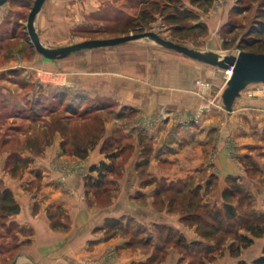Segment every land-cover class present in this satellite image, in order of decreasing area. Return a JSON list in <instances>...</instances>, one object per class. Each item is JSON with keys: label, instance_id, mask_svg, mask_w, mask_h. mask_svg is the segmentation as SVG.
Segmentation results:
<instances>
[{"label": "crops", "instance_id": "crops-1", "mask_svg": "<svg viewBox=\"0 0 264 264\" xmlns=\"http://www.w3.org/2000/svg\"><path fill=\"white\" fill-rule=\"evenodd\" d=\"M214 17H208L210 28ZM213 42L206 49L220 51L217 34ZM185 56L167 55L166 66L154 78L153 72L134 73L122 86L102 82L106 75L111 78V71L113 80L121 79L122 71L116 70L122 65L103 62L102 69L98 64L99 82L116 94L118 87L119 107L151 113L165 107L171 115L132 132L137 126L133 123L127 132L143 135L150 147L134 136L132 152L116 157L122 165L112 168L99 186L90 183L100 174L99 163L109 159L100 146L83 159L86 169L70 173L53 162L58 136L42 155H33L28 166L15 173L3 168L8 153L0 154V179L20 206L17 213L4 217L7 225H17V256L12 264H239L262 254L264 234L241 229L239 233L251 242L234 254L231 232L218 247L215 240L202 238L195 225L187 223L189 213L180 210L187 192L205 207H222L223 190L236 181L251 193L249 210L264 215V145L260 146L264 140L251 135L263 123L264 95L246 94L244 89L229 110L222 101V88V107L211 106V90L201 87L198 92L194 83L198 77L208 79L206 65L211 64ZM170 59L176 62L174 67ZM198 107L205 109L200 119H193ZM112 134L116 136V131ZM246 207L243 203L241 209ZM181 237L192 245L206 244L197 251L215 258L194 263V254L180 243Z\"/></svg>", "mask_w": 264, "mask_h": 264}, {"label": "rangeland", "instance_id": "rangeland-1", "mask_svg": "<svg viewBox=\"0 0 264 264\" xmlns=\"http://www.w3.org/2000/svg\"><path fill=\"white\" fill-rule=\"evenodd\" d=\"M144 1L45 0L36 17L35 26L40 40L47 46L67 45L87 38L113 37L145 28L153 29L165 38L200 49L214 46L213 35L217 34L222 40L220 52L235 53L240 49L238 43L241 35L253 22L257 6L262 0H213L207 12L192 5L190 0H179L181 6L196 11L198 19L206 24L210 15L215 16L211 28L207 24L206 33L175 31L174 24L165 20L158 11L154 12L153 21L142 27L136 26L140 23L137 15L145 4ZM164 1L159 0L160 5ZM33 2L34 0H7L0 6V154L4 151L8 153L2 159L3 168L15 173L28 166L34 159L33 155L40 156L51 146L55 136H58L59 144L53 162L65 173L77 168L83 169V159L98 146L109 159L102 160L96 169L101 172L102 162L112 168H119L122 161L116 157L132 152L131 145L136 142L134 138L141 139L145 147L151 145L143 135L134 137L127 132L131 127L134 128L133 123L137 126L131 131H138L142 125L147 127L152 123L164 122L171 115L165 107L152 113L119 107L122 99L118 95L117 86L126 85L129 81L127 75L132 77L134 73L153 72L154 78L166 66L167 55L187 56L150 38H140L118 45L80 49L61 58H48L36 50L26 29L25 24ZM193 21L186 19L183 23L191 24ZM224 38L228 40V46H224ZM113 61H116L118 67L122 65V70L116 72L122 71L124 77L113 80L114 71H111V78L108 79L109 75H106L105 81H101L106 85H117V94L113 90L108 91L110 88H105L99 82L100 75L97 74L98 64L102 68L103 62L107 64ZM169 63L172 67L176 65L171 59ZM206 71L210 73L208 79L198 77L194 83L199 92L202 87L200 82H209L210 86L206 88L212 92L209 104L222 107L220 91L225 87L226 70L216 65H206ZM262 85V82L252 83L245 88V93L264 95ZM203 109L205 108L200 107L195 111L193 119H200ZM243 119L248 120L247 115ZM262 122L259 128L251 130V135L257 136L258 140H264V119ZM113 130L116 131V136L112 134ZM74 157L80 160L71 161ZM3 185L0 179V188ZM248 193L249 196L245 195L242 200L248 207L241 209L238 218L228 224L235 239L231 242L234 245L239 244L238 233L244 228L239 221L250 212L251 193ZM189 195L191 192L185 193L184 197L189 198ZM205 209L195 210L205 217L199 218L201 216H196L197 214L186 216L187 223L195 225L199 235V223L208 221L207 208ZM180 210L187 211V208ZM251 212L256 217H261L255 210L252 209ZM16 228L14 222L7 225L0 212V264L15 263L18 243ZM215 236L202 238L215 240L218 247L223 246L227 236L222 232ZM179 241L191 248L194 263L215 258L208 252L197 251L206 244L199 242L192 245L186 237H181ZM241 247L244 246L241 245L240 249Z\"/></svg>", "mask_w": 264, "mask_h": 264}, {"label": "trees", "instance_id": "trees-1", "mask_svg": "<svg viewBox=\"0 0 264 264\" xmlns=\"http://www.w3.org/2000/svg\"><path fill=\"white\" fill-rule=\"evenodd\" d=\"M144 2L145 4L139 10L137 15L140 23H137L136 26L141 25L142 27L153 21L155 19L154 12L158 11L165 20L174 24L175 31L207 32V24L198 19L199 14L192 9H188L186 6H181L179 0H165L162 5H160L159 0H145ZM190 2L204 12H207L213 4V0H190ZM186 19H192L194 21L191 24L183 23ZM223 44L224 46H228L229 42L226 38H224ZM238 46L242 50L264 52V0L260 1L258 4L253 22L246 29L245 33L241 35ZM34 151L37 152L35 149ZM101 168L102 170L97 179L90 183L91 187H97L102 184L106 174L112 170V166H109L104 162L101 163ZM248 194V191L240 187L236 181H232L230 186L223 190L224 203L222 207L214 209L205 207L194 198L193 194L189 195L185 207L189 214H197L196 216H201L199 218H202L204 215L200 211L197 212L195 210L197 208H207L206 214L208 221L199 223L198 230L203 237H216L215 235L220 232H222L223 235L231 232L230 230L232 229H228V224L229 222H234L236 218H238V210L241 209L243 204L242 200L245 195ZM236 198L238 199V203H232ZM19 210V203L12 190L6 186H2L0 188V212L2 215L5 217L17 213ZM260 216L261 217L258 218L251 211L247 212V214L242 217L241 221H239V224L255 235L264 234V215ZM238 239L239 244L234 245L231 243L230 245L234 253L239 251L241 245L246 246L251 242V238L240 233H238ZM239 264H264V246L262 254L259 257L251 262L240 261Z\"/></svg>", "mask_w": 264, "mask_h": 264}, {"label": "water", "instance_id": "water-1", "mask_svg": "<svg viewBox=\"0 0 264 264\" xmlns=\"http://www.w3.org/2000/svg\"><path fill=\"white\" fill-rule=\"evenodd\" d=\"M7 0H0V6ZM45 0H34L26 21V29L36 50L48 58H61L80 49L103 47L122 44L127 41L150 38L156 43L170 49L177 50L202 62L216 65L224 69L231 68L225 80L222 91L224 106L231 110L235 99L241 91L252 83L264 84V52L239 49L235 53L220 52L213 49H200L168 39L153 29L143 28L141 31L113 37L87 38L61 46H47L40 40L35 26V19Z\"/></svg>", "mask_w": 264, "mask_h": 264}, {"label": "built area", "instance_id": "built-area-1", "mask_svg": "<svg viewBox=\"0 0 264 264\" xmlns=\"http://www.w3.org/2000/svg\"><path fill=\"white\" fill-rule=\"evenodd\" d=\"M226 70V73L228 74V72L230 71L231 72V68H229V69H225ZM230 74V73H229ZM199 82V81H198ZM200 85L203 87V88H207V87H209L210 86V83L209 82H205V81H203V82H200ZM261 91H262V93H264V84L261 86ZM203 108V107H202Z\"/></svg>", "mask_w": 264, "mask_h": 264}, {"label": "bare ground", "instance_id": "bare-ground-1", "mask_svg": "<svg viewBox=\"0 0 264 264\" xmlns=\"http://www.w3.org/2000/svg\"><path fill=\"white\" fill-rule=\"evenodd\" d=\"M229 73H230V71L228 72V74H227V76H226V77H228Z\"/></svg>", "mask_w": 264, "mask_h": 264}]
</instances>
